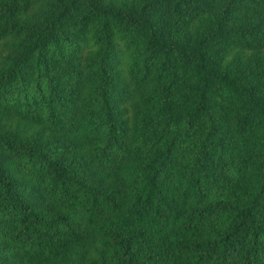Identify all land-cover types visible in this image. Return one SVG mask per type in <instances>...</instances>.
I'll return each mask as SVG.
<instances>
[{
	"label": "trees",
	"instance_id": "16d2710c",
	"mask_svg": "<svg viewBox=\"0 0 264 264\" xmlns=\"http://www.w3.org/2000/svg\"><path fill=\"white\" fill-rule=\"evenodd\" d=\"M0 264H264V0H0Z\"/></svg>",
	"mask_w": 264,
	"mask_h": 264
}]
</instances>
